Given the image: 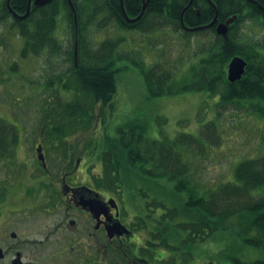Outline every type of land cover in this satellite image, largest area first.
<instances>
[{
  "label": "trees",
  "instance_id": "16d2710c",
  "mask_svg": "<svg viewBox=\"0 0 264 264\" xmlns=\"http://www.w3.org/2000/svg\"><path fill=\"white\" fill-rule=\"evenodd\" d=\"M71 1L74 13L67 0H53L42 7L38 17L31 14L25 20L27 23L22 22L29 24L30 28H19L18 31L23 40L21 57L25 59L36 57L45 50L49 52L48 55L58 56L62 52V44L56 37L58 18L61 15L70 30V65L65 71L59 72L55 84L49 80L48 87L55 99L53 106L43 110V121L47 122L45 135L59 140L60 152H65L66 144L61 140L66 137L76 136L78 139L82 136L85 139L81 142L79 140L76 147L81 150L88 148L86 137L94 128L97 112L110 106L116 93V75L120 70L115 69V63L122 58L131 60L128 55L123 56L118 52L120 40L106 39L96 48L92 46V28L100 32L110 23L125 32L146 34L170 30L171 33H181L185 38L211 34L208 44L201 51L202 57L191 67L189 80L184 82H179L170 69L160 64L145 67L141 60H131L132 65L139 68L143 75L149 98L208 92L218 97L217 107L220 109L245 101H264V41L247 38L239 30L245 22H251L254 27L264 26V0H210L215 8L208 0H191V5L184 13L190 0H147L142 17L134 23L122 20L121 4L128 17L136 18L141 13L143 0ZM1 3L0 22H4L9 14L5 11L4 2ZM216 11V23L234 19L224 37L216 34L214 26L190 32L181 25L183 15L186 27L205 26L213 20ZM16 23L20 21H15V27L22 26ZM235 56L247 62L246 71L241 80L229 83L226 69ZM61 93L69 98L63 97ZM256 109L264 113V108ZM201 129L197 136L180 134L173 140L164 137L150 141L133 130L127 133L121 131L114 139L107 138L99 156L106 185L126 187L129 190L136 179L141 182L165 179L173 183L177 193L187 194L186 206L199 213L190 222L178 227L202 242L221 230L223 223L230 218L253 215L251 225L256 231V237L246 241L264 250V156L241 160L232 169L233 182L219 184L216 189L198 188L185 153H194V149L203 151L207 142L218 145L220 138L213 121L207 122ZM152 204L156 208H164L154 200ZM146 208L140 209V213L143 210L145 212ZM161 212L155 219L148 211L145 216L154 225L156 233H172L166 219H172L175 210L164 208ZM140 221V229L146 228V223ZM250 264H264V260H255Z\"/></svg>",
  "mask_w": 264,
  "mask_h": 264
},
{
  "label": "rangeland",
  "instance_id": "374dc122",
  "mask_svg": "<svg viewBox=\"0 0 264 264\" xmlns=\"http://www.w3.org/2000/svg\"><path fill=\"white\" fill-rule=\"evenodd\" d=\"M7 24L11 22L5 20L4 25H0ZM57 24L56 37L62 44V52L58 56L48 55L49 52L45 50L36 57L25 59L21 57L23 42L17 32L0 26V124L4 123V126L12 129L4 121H14V117H17L24 127H32L25 129L30 131L27 134L29 141L25 145L26 159L32 152V142L36 136L33 128L43 121V110L53 106L55 98L48 87L49 80L55 84L59 72L65 71L70 65L68 54L72 49L71 34L63 15L58 18ZM94 29V48L106 39L120 40V54L128 55L131 60H141L145 67L160 64L170 69L179 82L189 80L191 67L199 62L203 46L208 44L211 37L208 33L185 38L181 33H171L170 30L146 34L125 32L114 23L100 32ZM239 30L247 38L264 41V26L254 27L251 22H245ZM131 60L122 58L116 61L115 69L120 70L116 75V93L111 105L97 112L94 128L85 136L88 150L85 149L83 154L90 152L98 161L99 168L102 169L99 156L105 148V140L117 138L121 131L127 133L133 130L150 141L164 137L173 140L180 134L197 136L202 126L209 121H213L219 130L218 145L207 142L203 151L194 149V153H185L198 188L216 189L219 184L233 182L232 169L241 160L264 156V113L254 110H263L264 101H245L220 109L217 107L218 97L208 92L149 98L143 75L139 68L132 65ZM62 96L69 98L68 95ZM76 138L74 136L75 140H72L76 146L79 140L85 139L82 136ZM136 180L129 190L122 187L128 193L124 196L128 212L135 215L140 209L150 206L145 210L155 219L162 213L161 209H174L176 214L172 215V219H166V224L171 226L172 233H186L178 225L190 222L199 214L186 206L187 194L177 193L173 183L165 179H150L147 182ZM153 200L164 208L153 206ZM143 214L144 210L140 215ZM252 218L253 215L234 216L225 221L221 230L202 243L203 252L198 258L200 264H223L221 258L240 257L239 254L247 256L248 261L264 260V250L246 241L256 237L251 225ZM149 223L152 224L151 221ZM146 230L145 227L139 230L142 237Z\"/></svg>",
  "mask_w": 264,
  "mask_h": 264
},
{
  "label": "flooded vegetation",
  "instance_id": "af4514ba",
  "mask_svg": "<svg viewBox=\"0 0 264 264\" xmlns=\"http://www.w3.org/2000/svg\"><path fill=\"white\" fill-rule=\"evenodd\" d=\"M3 2L11 24L0 26L17 34L19 28H30L22 22L31 14L38 17L46 6L35 0ZM121 18L125 21L123 12ZM15 21L22 26L15 27ZM4 122L12 129L0 124V264H200L203 242L188 233H156L145 214L131 215L128 193L106 185L98 161L83 154L73 137L61 140L66 146L60 152L59 140L45 135L47 122L39 121L26 159L30 131L25 129L32 127L17 117ZM139 220L146 223L144 237ZM238 256L220 260H261Z\"/></svg>",
  "mask_w": 264,
  "mask_h": 264
},
{
  "label": "water",
  "instance_id": "95a60500",
  "mask_svg": "<svg viewBox=\"0 0 264 264\" xmlns=\"http://www.w3.org/2000/svg\"><path fill=\"white\" fill-rule=\"evenodd\" d=\"M52 1L53 0H35V5H37V6H45V5L50 4ZM67 2H68V5L70 7V10L74 13L75 12V9H74V6H73L72 1L71 0H67ZM146 2H147V0L146 1L143 0V6H142L141 13L135 19H129L127 17V15L125 14V12L123 10V6L121 4V7H122V11H123L125 20L127 22H129V23H133V22L139 20L142 17L144 11H145ZM208 2L211 4V6L213 8H215V5L213 3H211L210 0H208ZM190 5H191V0L189 2L188 6L183 10L182 13H184V11H186ZM262 11L264 12L263 9H262ZM28 13H29V11H27V13L23 17H20V18H25L28 15ZM14 15L17 16L16 14H14ZM182 16H181V25H182V27H183L184 30L190 31V32H195V31L204 30V29H208V28H211V27L215 26V32H216V34L218 36H222V37L226 36V34L228 32V27L234 21V19H229V20H227L224 23H218V24H216V21H217V11H216L213 20L209 24H207L205 26L197 27V28H190V27H186L184 25ZM75 21H76V18H75ZM74 60H75V62L77 60V46L76 45H75V48H74ZM246 66H247V62L242 57H239V56L233 57L230 60V62L228 63V65H227V72H226V79H227V81L229 83H235L236 81L241 80V78L243 77V75H244V73L246 71Z\"/></svg>",
  "mask_w": 264,
  "mask_h": 264
},
{
  "label": "bare ground",
  "instance_id": "6f19581e",
  "mask_svg": "<svg viewBox=\"0 0 264 264\" xmlns=\"http://www.w3.org/2000/svg\"><path fill=\"white\" fill-rule=\"evenodd\" d=\"M74 6V5H73Z\"/></svg>",
  "mask_w": 264,
  "mask_h": 264
}]
</instances>
